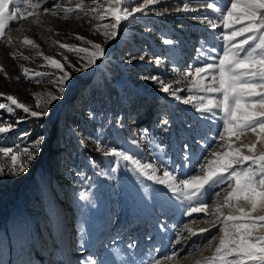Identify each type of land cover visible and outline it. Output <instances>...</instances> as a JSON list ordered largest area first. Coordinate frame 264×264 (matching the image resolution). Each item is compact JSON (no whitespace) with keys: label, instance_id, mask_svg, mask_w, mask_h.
<instances>
[{"label":"rangeland","instance_id":"obj_1","mask_svg":"<svg viewBox=\"0 0 264 264\" xmlns=\"http://www.w3.org/2000/svg\"><path fill=\"white\" fill-rule=\"evenodd\" d=\"M184 2L201 10L175 11ZM209 2L164 0L150 5L146 13L122 22L118 35L107 42L102 32L93 31L112 22L111 17L100 18L108 7L105 0L97 4L59 0L61 8L82 7L68 18L41 10L38 19L10 22L6 34L13 43L0 42V92L15 95L20 102L33 105V110H39L34 94L41 107L48 92L59 94L49 81L61 73L37 54L42 51L64 63L71 79L65 83L61 99L48 107L47 116L29 118L0 136V147L14 150L16 145L27 146L44 137L39 155L25 173L13 177L6 172L0 177V264H88L89 258L95 264H147L150 257L168 254L173 247L179 250L181 246L174 244L178 233L186 238L183 251L161 264H200L205 257L216 255L222 233L219 224L212 227L215 196L205 197L207 214L187 215L188 203L177 199L166 185L142 175L127 161L117 163V158L104 156L95 143L99 139L101 147H118L142 163L155 164L157 176L166 169L178 179L200 174L198 165L208 153L221 150L222 112L201 115L194 105L183 102L189 96L205 94L188 91V82L183 81L177 85L181 99H176L150 79L157 76L171 83L181 79L173 68L182 73L188 66L211 62L208 56L217 54L211 49L219 50L223 44L220 35L230 30L223 29L211 9L204 10ZM226 2L219 0L221 5ZM141 3L133 0L127 7ZM47 6H52V0ZM19 7L25 16L31 11L22 4ZM9 11H15L13 5ZM197 17L215 20L218 28L199 23ZM32 26L37 28L29 35L41 42L42 49L23 43V35ZM77 34L105 49L96 65L78 72L68 67L63 56L77 67L83 62L60 47H90L78 41ZM240 39L238 36L237 41ZM157 58L161 65L155 63ZM22 68H28L29 75H49L37 82L25 78ZM0 102H7L6 97H0ZM23 115L18 109L14 117L0 110V118L12 123ZM21 133L29 134L26 141ZM0 162L8 161L0 158ZM226 190H230L227 182L214 189L221 199ZM185 225L198 235L189 236ZM201 228L209 231L199 234ZM193 244L200 247L189 253Z\"/></svg>","mask_w":264,"mask_h":264},{"label":"snow or ice","instance_id":"obj_2","mask_svg":"<svg viewBox=\"0 0 264 264\" xmlns=\"http://www.w3.org/2000/svg\"><path fill=\"white\" fill-rule=\"evenodd\" d=\"M49 0H0V42L12 44L13 38L6 34L10 22L25 18L39 17L42 10L45 14L62 15L68 18L81 9L78 4L75 8H61L59 0H52V6L48 7ZM108 7L101 15V19L111 17L112 22L103 27L96 26L94 32H102L105 42L114 39L118 35V29L122 22L134 19L137 13H146L150 5H157L164 0H142L138 6L131 9L127 7L133 0H105ZM97 4L98 0H92ZM25 9H31L27 16L22 12L19 5ZM9 5H13L14 12L9 11ZM204 7V6H202ZM211 9L220 21L223 29L230 31L222 32L219 39L223 41L220 49H211L216 55H209L203 66H188L182 73L179 69L171 71L180 75L181 79L166 83L157 76L152 79L160 90L168 96L181 99L179 92L182 91L177 85L183 81L188 82V91L202 92L205 95L189 96L184 99L185 104H192L201 114L222 112V132L218 133L221 142L219 148L213 149L204 158V162L198 165L200 174L191 175L178 179L168 170L163 171L162 176H157V167L153 163H142L133 155L118 147L100 146V141H95L97 150L104 156L117 158L119 161H127L134 166L136 171L158 184L166 185L171 193L179 200L188 203L186 214L209 212V206L205 197L209 194L215 196L216 205L211 211L215 217L212 227L218 224L219 246L215 249L216 255L205 257L200 264H264V0H227L221 5L219 0H211L204 10ZM199 8H192L187 2L183 7L176 8L177 12H197ZM96 10L93 9L94 13ZM166 11V10H165ZM163 14V13H157ZM89 15V13H85ZM198 19V22L207 25L211 29L218 28L213 19ZM238 25V27H236ZM18 27V25H17ZM242 37L237 41V37ZM78 41H83L90 47L77 46L75 44H60L62 49L74 54L82 61V67H77L68 61L67 56L63 60L74 71H82L97 64L105 56V49L101 43L76 35ZM23 43L32 48H39L32 39L25 37ZM58 43V42H57ZM171 44L172 41L165 40ZM43 57L53 69L59 70L60 75L55 80L49 81L56 85L58 93L48 92V99L43 107L36 95L35 107L20 102L15 95H6L0 92V97H6L7 102H0V110L10 116H15V111L22 110L23 116L15 118V123L0 118V136L8 134L15 126L31 118L40 120L48 115V107L53 101L61 99L65 92V83L71 79V72L65 70L64 63L60 60L46 56L42 52L37 53ZM13 56L16 53H12ZM24 59H28L27 56ZM143 60L144 56L139 57ZM155 63L161 65V60ZM0 71H3L0 66ZM25 78L36 80L49 75L47 72H35L29 75L28 68H22ZM7 75V73H5ZM149 79V77H145ZM167 124V121H164ZM28 133H21V139L27 140ZM147 135V130H145ZM44 137H38L27 146L16 145L12 147H0V158H7V163L0 162V177L6 172L13 177H18L28 170L30 162L35 160L40 153ZM135 144V141H133ZM259 145V147H258ZM187 159V158H186ZM163 164V162H162ZM115 171V169H113ZM227 182L230 190L225 191L221 199L220 194L214 189ZM86 198V194L85 197ZM227 209V214H225ZM189 236L198 235L185 225ZM209 229L201 228L199 234L208 232ZM175 245H180L162 256L150 257L147 264H161L163 261H173L183 251L186 240L182 234H177ZM215 239V237H211ZM210 242V241H209ZM200 245L193 244L189 253L198 250ZM231 257V259H228ZM88 264H95L90 258Z\"/></svg>","mask_w":264,"mask_h":264},{"label":"bare ground","instance_id":"obj_3","mask_svg":"<svg viewBox=\"0 0 264 264\" xmlns=\"http://www.w3.org/2000/svg\"><path fill=\"white\" fill-rule=\"evenodd\" d=\"M37 28V26H32L30 29L28 28L27 30H26V33L23 35V38H25V37H28L29 39H32L37 45H39V49H42L43 47L41 46V42L40 41H37L36 40V37H31L30 35H29V32L30 31H34L35 29ZM58 28V27H57ZM43 52V51H42ZM44 53V52H43ZM45 53L47 54V52L45 51Z\"/></svg>","mask_w":264,"mask_h":264}]
</instances>
